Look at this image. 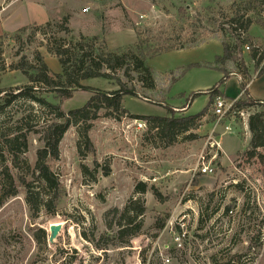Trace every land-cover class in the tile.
Instances as JSON below:
<instances>
[{
  "label": "rangeland",
  "instance_id": "374dc122",
  "mask_svg": "<svg viewBox=\"0 0 264 264\" xmlns=\"http://www.w3.org/2000/svg\"><path fill=\"white\" fill-rule=\"evenodd\" d=\"M235 1L0 0V62L6 65L0 71V90L16 91L30 84L23 71L13 66L23 59L33 64L37 52L52 75L62 72L59 59L48 51L47 37L65 36L56 25L66 16L75 36H98L97 43L108 51L134 49L155 80V88L150 89L141 82L145 75L141 71L129 77L121 71L115 72V79L82 82L108 92L120 88L119 80L133 87L134 94L123 98L127 115L102 116L93 122L89 136L94 153L80 155L76 127L64 134L59 159L52 162L63 184L54 214L45 209L34 214L21 184L0 205V264H264V166L245 154L252 137L249 115L261 106L227 116L209 140L216 121L212 106L207 121L193 131L197 139L179 136L170 147L150 139L146 120L140 125L130 117L171 116L174 107L175 116L195 115L206 107L216 86L213 102L218 96L239 97L245 90L240 81L249 82L250 96L264 103V71L259 75L261 67H255L250 54L259 43L264 48V11L251 15L263 24H251L248 35L253 42L238 50L237 59L224 64L216 61L223 53L222 43H234L228 37L230 7ZM86 7L89 10L84 12ZM48 22L51 26L44 31L48 36L32 29ZM23 26L30 28L24 39L14 40ZM219 67L229 72L225 82ZM39 93L66 113L84 106L93 94L77 90L71 98L62 99L54 92ZM8 111L14 122L30 111L35 113L36 130L29 134V149L23 156L31 170L23 162L20 169L11 168L17 181L35 179L36 153L43 146L40 131L55 120L54 110L21 96ZM226 125L231 126L229 131ZM208 142L219 144L212 148ZM207 143L216 171L210 176L194 172ZM139 182L148 184L143 195L135 193ZM138 196L146 205L141 230L122 243L116 224L129 199ZM54 223L62 228L51 243ZM39 229L48 234L44 243L36 239Z\"/></svg>",
  "mask_w": 264,
  "mask_h": 264
},
{
  "label": "trees",
  "instance_id": "16d2710c",
  "mask_svg": "<svg viewBox=\"0 0 264 264\" xmlns=\"http://www.w3.org/2000/svg\"><path fill=\"white\" fill-rule=\"evenodd\" d=\"M232 17H230L229 39L222 43L223 53L217 56L216 61L223 64L227 61H235L236 54L244 44L251 43L252 37L248 34V29L253 22L263 24L262 21L255 20L252 14H258L264 11V0H236L231 5ZM69 17L66 16L63 22L58 23L56 27L58 32H64L65 36L53 35L48 36L45 29L51 26L48 22L46 25H36L32 27L41 30L47 38L48 51L59 59L62 72L52 75L50 68L45 61L43 55L37 52L34 63H28L24 59L13 66L20 69L28 77L30 84L13 90H0V205L17 193L18 185H23L26 190V201L34 214H38L45 209L50 214H54L57 205L63 194V184L59 176L52 168V162L59 159V145L67 130L74 126L78 132V151L80 155L86 153H94L95 147L89 136V131L93 122L100 117L121 118L127 115V110L123 106V98L125 95L134 94L133 87H128L123 81L119 80L120 88L118 90L108 92L101 89H94L84 85L82 82L92 78L115 79V72H123V76H131L133 71H141L145 74L141 77V82L145 87L155 88V80L151 69L146 65L145 60L134 49L126 51H108L106 48L98 44L100 38L95 36L88 38L83 34L75 36L69 27ZM28 26H23L17 30L14 40H23L26 32L29 31ZM33 31V32H34ZM240 32V33H239ZM58 34V33H57ZM60 34V33H59ZM141 36V33H138ZM136 49V48H135ZM138 49V48H137ZM180 49V47H173ZM251 57L255 62V67L260 68L259 75L264 71V48L263 43L255 47L251 51ZM1 57V53H0ZM6 67L5 62H0V71ZM224 72L222 82L229 77V72L224 67H219ZM249 82L241 81L242 87L245 89L243 93L245 98L235 103V108L245 109L254 106H261L251 115H249L248 125L251 131V139L249 148L245 154L249 158L256 157L264 166V103L254 99L246 89ZM218 86L213 88L212 95L206 107L195 115L188 116H145L130 114L131 118L146 120L148 123V131L152 132L150 139L164 147H170L179 138L185 136L187 140H195L198 138L194 130L198 129L209 115L213 106V96L218 92ZM54 92L62 99H68L73 96L77 90L92 91V95L86 104L82 107L75 108L69 112H64L59 105L49 102L40 95L39 91ZM18 91V92H17ZM24 96L30 101L43 104L55 113V120L42 127L40 139L43 146L37 150L36 161L32 179L21 177L17 181L11 172V168L20 169V162H23L28 170H31L29 160L23 157L29 149V134L34 132L33 125L34 112L30 111L26 116L12 121V116L8 117V108L17 100ZM170 113L171 110H169ZM33 123V124H32ZM85 151L83 152V146ZM88 170L87 167H84ZM109 174V169L105 171ZM148 190L146 182H139L135 188V193L144 194ZM155 194L161 197V194L155 190ZM116 211H119L116 209ZM146 205L142 196L132 197L126 203L125 208L121 212V218L116 224L118 227L117 238L122 243H127L129 238L135 236L142 227V216L145 214ZM109 228H113L109 225ZM48 234L44 229H39L36 233V239L39 243L47 240Z\"/></svg>",
  "mask_w": 264,
  "mask_h": 264
},
{
  "label": "built area",
  "instance_id": "2783aa9c",
  "mask_svg": "<svg viewBox=\"0 0 264 264\" xmlns=\"http://www.w3.org/2000/svg\"><path fill=\"white\" fill-rule=\"evenodd\" d=\"M103 1V0H100ZM89 8H84L83 11L86 12L88 11ZM250 47L248 46L247 49H249ZM238 75V74H237ZM243 93V91L241 92ZM239 97L235 98V99H225L221 96H218L214 99L213 102V110H214V114L216 116V121H215V125L214 128L212 129V131L210 132V136H209V140L214 138V132L216 130V127L221 124V121L224 120L227 116L231 115L232 113H244L242 110H239L237 108H235V103L238 100ZM138 123L140 125L145 124L144 120L142 119H138L137 120ZM226 131H229L231 129L230 125H226L225 126ZM210 143V142H208ZM208 143L206 144V146L202 149L201 153L198 156V162L197 165L194 169L195 173H200L202 175H213L215 174V167H214V160L211 159V157H209V148ZM219 143L217 142H211L210 146L215 147V145H217ZM220 147V145H218Z\"/></svg>",
  "mask_w": 264,
  "mask_h": 264
},
{
  "label": "water",
  "instance_id": "95a60500",
  "mask_svg": "<svg viewBox=\"0 0 264 264\" xmlns=\"http://www.w3.org/2000/svg\"><path fill=\"white\" fill-rule=\"evenodd\" d=\"M62 228V225L60 223H54L50 226V235H49V241L51 243L55 242L56 237L58 236L60 230Z\"/></svg>",
  "mask_w": 264,
  "mask_h": 264
},
{
  "label": "crops",
  "instance_id": "0c3cea01",
  "mask_svg": "<svg viewBox=\"0 0 264 264\" xmlns=\"http://www.w3.org/2000/svg\"><path fill=\"white\" fill-rule=\"evenodd\" d=\"M241 82V81H240ZM253 97V96H252ZM254 98V97H253ZM174 110H177L175 107L173 108ZM182 110H185V112L183 114H186L187 113V109L186 108H183Z\"/></svg>",
  "mask_w": 264,
  "mask_h": 264
}]
</instances>
